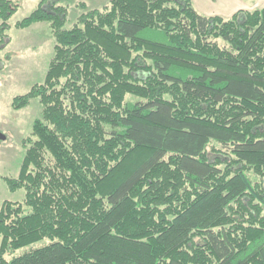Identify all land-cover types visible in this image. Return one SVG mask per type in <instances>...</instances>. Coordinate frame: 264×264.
Listing matches in <instances>:
<instances>
[{
    "label": "trees",
    "instance_id": "obj_1",
    "mask_svg": "<svg viewBox=\"0 0 264 264\" xmlns=\"http://www.w3.org/2000/svg\"><path fill=\"white\" fill-rule=\"evenodd\" d=\"M64 1L15 23L55 42L12 100L42 112L4 177L25 197L0 208V264H264V5L81 1L67 27ZM18 6L0 0V49Z\"/></svg>",
    "mask_w": 264,
    "mask_h": 264
},
{
    "label": "rangeland",
    "instance_id": "obj_2",
    "mask_svg": "<svg viewBox=\"0 0 264 264\" xmlns=\"http://www.w3.org/2000/svg\"><path fill=\"white\" fill-rule=\"evenodd\" d=\"M15 1L19 3V6L9 19L11 27L8 32L11 40L0 49V208L4 200H24V189L11 191L4 177L18 176L26 150L23 139L31 135L33 121L40 117L42 112V104L38 98L32 99L22 108L13 107L12 100L16 95L26 93L35 82L43 81L55 42L47 22H36L27 28L15 26L18 20L36 8L40 0ZM81 1H85L89 7L99 8L109 3V0L62 2L69 9L67 27L74 24L82 11L79 5ZM254 1L258 3L256 7L264 5V0H246V3L251 5ZM212 144L218 143L213 141ZM251 176L257 177L252 171ZM46 242L48 239L37 242L33 246ZM26 249L28 247L19 248L14 253L7 254V257L21 254Z\"/></svg>",
    "mask_w": 264,
    "mask_h": 264
},
{
    "label": "crops",
    "instance_id": "obj_3",
    "mask_svg": "<svg viewBox=\"0 0 264 264\" xmlns=\"http://www.w3.org/2000/svg\"><path fill=\"white\" fill-rule=\"evenodd\" d=\"M194 7L202 14H220L230 17L234 12L242 8H256L257 1L248 5L246 0H192ZM258 6V5H257Z\"/></svg>",
    "mask_w": 264,
    "mask_h": 264
}]
</instances>
